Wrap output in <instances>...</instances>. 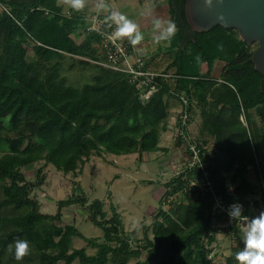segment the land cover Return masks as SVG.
<instances>
[{
  "label": "trees",
  "instance_id": "16d2710c",
  "mask_svg": "<svg viewBox=\"0 0 264 264\" xmlns=\"http://www.w3.org/2000/svg\"><path fill=\"white\" fill-rule=\"evenodd\" d=\"M185 2L168 0L178 31L172 46L176 55L168 70L174 69L179 78L159 80L158 91L146 103L126 75L103 66H96L91 83L67 84L62 76L67 57L84 68L99 58L98 35L86 33L81 44L71 38L84 28L83 14L67 16L57 0L4 2L8 8L0 12V212L8 213H0V264H129L144 252L146 260L134 264H213L208 246L215 241L216 200L226 206L240 203L242 217L250 216L251 205L258 207L249 198L261 194L264 202V131L251 128L250 116L255 111L264 125V77L254 69V51L237 38L235 30L217 26L208 33L192 32ZM29 40L34 42L32 60L27 59ZM192 54L207 63L223 62L220 80L202 77ZM181 91L189 95L192 105L196 102L202 118L200 133L213 139V149L204 169L187 170L166 184L172 187L166 197L191 181L209 185L168 202L169 210L161 209L152 225L151 239L132 248L117 211L113 209L106 219L99 199L88 204L84 197H70L57 202L54 215L41 213L31 193L45 177L29 183L23 169L44 163L64 174H77L93 155L138 154L141 158L155 153L168 128L169 102ZM250 168L255 170L254 183L247 178ZM73 205L88 211L91 223L103 231L104 243L85 239L96 248L94 255L73 246L74 238L84 239L74 226L57 225L62 209ZM238 226L234 220L231 229L236 241L241 233ZM17 238L30 245L29 254L19 262L8 249ZM237 245L235 253L241 248ZM235 262L234 254L228 263Z\"/></svg>",
  "mask_w": 264,
  "mask_h": 264
},
{
  "label": "rangeland",
  "instance_id": "374dc122",
  "mask_svg": "<svg viewBox=\"0 0 264 264\" xmlns=\"http://www.w3.org/2000/svg\"><path fill=\"white\" fill-rule=\"evenodd\" d=\"M5 1L0 0V12L7 9ZM114 0H107L111 8L120 10L125 8L131 18L143 17L149 18L153 15L163 20H169L170 15L168 12V0H118V3L113 4ZM89 5L92 0H88ZM57 5L61 8V12L64 14H76L81 13L84 16H95V12L89 11L88 7L80 11L72 10L67 0H57ZM119 7V8H117ZM133 10V13L131 12ZM129 10V11H128ZM142 13H148L149 15H142ZM107 13H101L96 15L104 22V16ZM100 24V23H99ZM146 30V27L141 31ZM178 31H176L177 34ZM146 41H150L147 45L148 50L152 52L158 45V54L154 53L151 57L150 63L152 68L158 72L173 73L175 70H168L169 64L174 60L176 51L172 49L173 43L177 40L174 35L170 41H161L155 43L152 40V33L147 32ZM85 38L86 33H78ZM240 39V37H237ZM151 44L155 45L152 48ZM34 42L29 40L27 46V59L32 60L34 58L33 52ZM95 49L98 52V62H88L89 65L80 67L67 57L63 62L62 76L67 79V84L73 87H80L85 83H91L97 70L96 66L104 62L103 54L97 45ZM256 45L251 46V50L255 51ZM156 50L154 52H156ZM193 63L199 68L200 75L205 78L220 80L222 68L224 63L216 60L212 63H207L199 55L192 54ZM173 100V99H171ZM180 106L177 112L174 113L173 118L180 110ZM251 121L253 125L251 128L258 131H264L263 122L257 116L255 111L250 112ZM242 122L247 126V121L242 117ZM171 122L168 120V129L171 132L170 137L164 141L165 147H163V153L156 156L149 155L139 158L138 154H132L127 156H114L110 154H103L102 156L93 155L88 163H86L81 171L77 174H64L57 171L52 165L38 163L31 168L23 169V173L27 182L36 183L39 181L40 176H44V183L32 190L31 197L38 201L40 205V211L43 214L54 215L57 211V202L65 200L70 197L86 198L88 204L94 200L99 199L104 204V212L106 219H110L113 215V209L117 211L122 222L124 234L129 240L132 248H138L146 243L147 238H152L151 228L154 221L161 209L168 211L170 199L167 198V194L172 191V187H167L166 184L176 178L180 172L183 171L185 164L187 163L186 151L180 148L172 147V141H174V130L171 127ZM192 124V129H191ZM190 124V138L195 143L200 144L206 148L207 152L213 149V139L211 137H203L201 135L202 118L200 116V110L197 107L196 102L192 106V119ZM171 127V128H169ZM250 131H252V129ZM253 143L257 142V139L253 137ZM207 142V144H206ZM260 164V160H258ZM247 178L251 182H255L256 174L253 168H250L247 173ZM3 182L0 181V200L3 198L2 193ZM232 191V188L231 190ZM177 196H172L171 201L177 200ZM251 202L257 201L258 207L251 205L250 217H256L261 211H264V202L261 194L256 197L249 198ZM5 215L8 210L0 212ZM90 213L84 210L80 205H73L62 209V217L58 226H74L83 238H74L73 246L76 249H86L88 255H94L96 248L88 246L85 239H94L98 243H104L103 231L94 226L89 218ZM233 222L225 216V214L217 213L213 219V234L215 235V241L208 246L210 250L209 258L213 264H229L228 259L233 257L235 250L238 247V242L243 247L242 236L243 229L246 227L239 224L240 235L239 240L236 241L233 230L231 229ZM240 248V249H241ZM147 253L144 252L139 259L131 260L129 264H134L136 261H145ZM58 264H64L60 262ZM73 264H78L74 262ZM235 264H239L236 260Z\"/></svg>",
  "mask_w": 264,
  "mask_h": 264
},
{
  "label": "built area",
  "instance_id": "2783aa9c",
  "mask_svg": "<svg viewBox=\"0 0 264 264\" xmlns=\"http://www.w3.org/2000/svg\"><path fill=\"white\" fill-rule=\"evenodd\" d=\"M71 17L75 14H66ZM84 28L80 30V33H92L99 36L100 41L96 44L100 48L104 57V62L100 65L122 73L127 76L129 83L134 85L139 93V98L142 103H146L150 100L151 96L158 91V81L172 82L178 79L179 76L175 73L158 72L151 69L144 57L138 54L137 50L129 44L127 38H121L119 40H109L107 35L103 34L110 32L112 28H106L104 22H102L98 16H84ZM100 23V24H99ZM114 27V26H113ZM176 101L180 106L179 112L171 121V127L174 130V141L177 143L179 140L181 144H185L187 160L184 169L181 173L192 170L195 167L204 169L207 165L208 152H205L206 148H201L200 144L195 143L190 138V124L192 119V101L189 95L185 91H181L175 94ZM179 174V175H180ZM206 176V173L204 174ZM202 185H209V183L199 184L191 181L188 185L175 193V196L181 198L185 191L192 190L195 187H201ZM174 196V195H173ZM170 197V201H171ZM240 204V203H239ZM231 205V204H230ZM230 205H224L220 199L216 200L215 207L212 214L216 217L217 213H222L227 216L231 222L238 220L239 224L246 225L251 220V217H242L236 219H230L228 212ZM241 205V204H240ZM242 212L244 210L241 205Z\"/></svg>",
  "mask_w": 264,
  "mask_h": 264
},
{
  "label": "clouds",
  "instance_id": "9594fccd",
  "mask_svg": "<svg viewBox=\"0 0 264 264\" xmlns=\"http://www.w3.org/2000/svg\"><path fill=\"white\" fill-rule=\"evenodd\" d=\"M206 7H211L213 0H203ZM68 6L74 11H80L88 7L89 11L96 15L107 13L104 16L106 28H112L110 32L103 33L109 40H119L127 38L130 45H137L145 39L140 25L130 18L126 13L110 7L107 0H92L89 5L88 0H67ZM142 15H149L142 13ZM153 42L170 41L176 34L177 26L174 20H163L153 17L150 20ZM114 26V27H113ZM231 190L232 185H228ZM242 215L241 205L234 201L230 205L228 216L230 219L239 218ZM243 247L235 253V259L239 264H264V211L253 217L243 229ZM12 257L17 262L29 254L30 245L26 239L17 238L8 245Z\"/></svg>",
  "mask_w": 264,
  "mask_h": 264
},
{
  "label": "water",
  "instance_id": "95a60500",
  "mask_svg": "<svg viewBox=\"0 0 264 264\" xmlns=\"http://www.w3.org/2000/svg\"><path fill=\"white\" fill-rule=\"evenodd\" d=\"M185 18L192 32L208 33L217 26L237 31L248 45H256L252 54L254 69L264 77V0H186Z\"/></svg>",
  "mask_w": 264,
  "mask_h": 264
},
{
  "label": "crops",
  "instance_id": "0c3cea01",
  "mask_svg": "<svg viewBox=\"0 0 264 264\" xmlns=\"http://www.w3.org/2000/svg\"><path fill=\"white\" fill-rule=\"evenodd\" d=\"M117 1L118 0H114L112 3L113 4L118 3L120 0L118 2ZM110 7H112L111 4H110ZM117 8H119V7H117ZM120 11L126 13L131 18V16L129 15V13L127 12V10H125V8H121ZM131 12L133 13V10L132 9H131ZM133 15H134V13H133ZM153 17H154L153 15L152 16L150 15L149 18H145V20H143V17L142 18L141 17L135 18L133 16L132 19L135 20L140 25L141 30H142V28L146 27V30H144L142 32L144 33V36H147V34H148L147 32L152 33L150 20ZM71 38L74 39L77 44H81L84 41V39H85L82 36H80L79 34H72L71 35ZM146 38L147 37H145V39L143 41H141L140 43H138L137 45H132V46L135 48V50H137V52H138L139 55H141L142 57H144L145 61L148 63V66L151 69H153L152 66H151L152 64L150 63V59H151V57L154 56V53L155 54L156 53L158 54V52H157L158 45L156 46V49L157 50L155 49L156 52H154L155 50H153V49H152V52L149 51L147 45H149V42L150 41L147 42L146 41ZM151 46H152V48H155V45L154 44H151ZM169 105H170V108H169V117L167 119V123H168V120H169V122H171L170 121L171 118L173 117L174 113L177 112V109L179 108V104H178V102L176 100H170ZM169 128H171V127H169ZM191 129H192V124H191ZM170 134H171V132L167 128V130L165 132H163L162 135H161L160 144H159V150L157 152H155V153H149L146 156L148 157L149 155L156 156V155L162 154L164 152L163 151V147H165L164 141H166L168 138H171L170 137ZM206 144H207V142H206ZM171 146L172 147H176V148H180V146H181L182 149H184V150L186 148L185 144L174 143L173 141H172Z\"/></svg>",
  "mask_w": 264,
  "mask_h": 264
}]
</instances>
